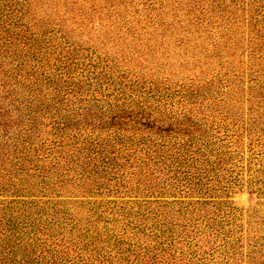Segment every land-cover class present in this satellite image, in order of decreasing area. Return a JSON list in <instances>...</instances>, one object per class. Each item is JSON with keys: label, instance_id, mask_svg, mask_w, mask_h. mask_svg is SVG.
<instances>
[{"label": "rangeland", "instance_id": "374dc122", "mask_svg": "<svg viewBox=\"0 0 264 264\" xmlns=\"http://www.w3.org/2000/svg\"><path fill=\"white\" fill-rule=\"evenodd\" d=\"M54 88L45 165L106 173L0 195L34 201L39 261L264 264V0H0L3 113Z\"/></svg>", "mask_w": 264, "mask_h": 264}, {"label": "trees", "instance_id": "16d2710c", "mask_svg": "<svg viewBox=\"0 0 264 264\" xmlns=\"http://www.w3.org/2000/svg\"><path fill=\"white\" fill-rule=\"evenodd\" d=\"M54 91H56L55 97L50 99L52 106H46L41 98L36 100L35 107L30 108L26 114V121L22 110L19 111L20 109L17 117L12 115L11 106L10 108L5 106L8 107L7 113H3L0 101V126L2 127L0 132V195L16 198L37 197L38 194L45 193V189L54 188L55 185L71 180V177L76 178L78 174L79 178L77 179L82 180L88 172L106 173V170L100 168L99 165L94 164L89 168L91 162L80 163L73 159V156L67 158L64 164L56 159L53 165H45L43 155L40 154L42 146L36 143L41 138L39 125H43L39 119L41 117L50 118L53 132H56V135L60 133L59 137H62L63 132L70 129L66 120L71 121L69 115L65 118L60 116V104L63 97L61 100L57 97L60 95L61 88H54ZM53 111L54 113L51 114L50 112ZM16 124L21 125V128L15 137L10 129ZM113 160L114 158L110 157V162ZM71 173L72 176H70ZM95 182L96 180L88 186V191L92 192L94 187L101 188V184L95 185ZM13 203L16 205L11 207L10 205ZM33 203L34 201L13 200L2 209L3 214L0 216V264H46L44 261L38 260L39 256L35 257V248L28 249V246H34V236L39 232L37 224L41 220L39 217L41 214L33 215L31 212L26 214L24 211L22 212L21 207H24L25 210L31 209L32 207L30 208L29 205L31 206ZM32 234L34 235L31 236Z\"/></svg>", "mask_w": 264, "mask_h": 264}]
</instances>
